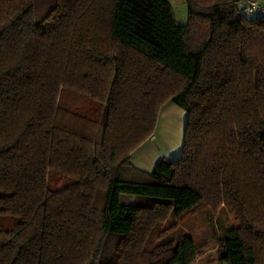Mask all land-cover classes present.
<instances>
[{
  "label": "trees",
  "instance_id": "16d2710c",
  "mask_svg": "<svg viewBox=\"0 0 264 264\" xmlns=\"http://www.w3.org/2000/svg\"><path fill=\"white\" fill-rule=\"evenodd\" d=\"M184 2L0 0V264H193L201 207L219 262L264 264V15ZM168 101L180 154L141 170Z\"/></svg>",
  "mask_w": 264,
  "mask_h": 264
},
{
  "label": "rangeland",
  "instance_id": "374dc122",
  "mask_svg": "<svg viewBox=\"0 0 264 264\" xmlns=\"http://www.w3.org/2000/svg\"><path fill=\"white\" fill-rule=\"evenodd\" d=\"M169 4L175 20L180 24L185 23L187 9L184 0H169ZM182 138L183 124L181 116L174 113H163L160 115L159 112L154 133L147 141L160 156H166L169 149H177L180 145L181 150ZM120 198L122 202H131L133 199L132 196L126 195H121ZM235 225L234 219L223 208H220L217 212H212L206 207H201L185 216L182 220L177 221L176 227L170 235H174L177 232H185L194 240L197 246H204L202 255L193 264H223L218 259L217 240L226 229Z\"/></svg>",
  "mask_w": 264,
  "mask_h": 264
},
{
  "label": "crops",
  "instance_id": "0c3cea01",
  "mask_svg": "<svg viewBox=\"0 0 264 264\" xmlns=\"http://www.w3.org/2000/svg\"><path fill=\"white\" fill-rule=\"evenodd\" d=\"M169 2V0H168ZM163 113H174L181 116V121L184 127L186 120V112L183 108L178 105L168 101L165 105L160 109V115ZM169 115V114H168ZM183 139V138H182ZM149 141L144 142L134 154L131 155L130 161L131 163L144 171L150 172L154 166V164L161 158L166 157L168 159H174L178 156L180 152V145L177 149H169L166 156H160L155 148L148 144Z\"/></svg>",
  "mask_w": 264,
  "mask_h": 264
},
{
  "label": "built area",
  "instance_id": "2783aa9c",
  "mask_svg": "<svg viewBox=\"0 0 264 264\" xmlns=\"http://www.w3.org/2000/svg\"><path fill=\"white\" fill-rule=\"evenodd\" d=\"M235 5L238 12L244 15H264V0H235Z\"/></svg>",
  "mask_w": 264,
  "mask_h": 264
}]
</instances>
